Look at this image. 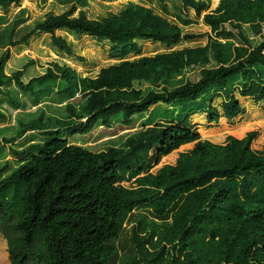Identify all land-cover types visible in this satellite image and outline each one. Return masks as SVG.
Returning <instances> with one entry per match:
<instances>
[{
    "label": "trees",
    "instance_id": "trees-1",
    "mask_svg": "<svg viewBox=\"0 0 264 264\" xmlns=\"http://www.w3.org/2000/svg\"><path fill=\"white\" fill-rule=\"evenodd\" d=\"M23 1L30 2L0 0V11ZM139 1L101 20L84 11L73 19L75 7L50 13L25 36L0 41L8 46L0 92L16 83L50 93L61 81L69 101L81 94V111L71 104L60 121L65 130L91 133L121 119L123 132L150 117L121 146L108 139L94 149L58 137L13 149L20 165L0 168V264H110L129 216L154 202L160 212L176 211L173 224L140 221L136 253L125 261L264 264V0H216L211 9L207 0H178L184 18L202 20L192 29ZM38 33L66 59L96 65L75 43L86 38L107 46L113 62L87 75L49 59L41 63L46 72L26 84L35 60L6 71L16 46H29ZM158 112L168 121L155 123ZM16 142L0 140V152Z\"/></svg>",
    "mask_w": 264,
    "mask_h": 264
},
{
    "label": "rangeland",
    "instance_id": "rangeland-1",
    "mask_svg": "<svg viewBox=\"0 0 264 264\" xmlns=\"http://www.w3.org/2000/svg\"><path fill=\"white\" fill-rule=\"evenodd\" d=\"M29 1L28 5L23 1L21 4L11 5L9 8L0 11V41L5 37H8L7 41L9 38L10 41H16L19 37L25 36L27 33L31 32L33 28L35 29L39 23L43 22L46 19V16L50 13L60 15L70 10L72 7H75L76 10L71 16L73 19L79 18L81 12L84 11L91 19L101 20L109 14L119 13L131 0H126L118 4H115L114 0ZM140 1L144 2V4L155 7L156 10L164 16L179 21L181 24L185 25V29L197 28L202 25V20L196 22L184 18L183 12L180 10L181 7L176 3L178 0H173L172 3L175 4H173V6L170 4L169 8L161 7L159 4L158 6L157 4H150V2L146 0ZM207 1L209 9L213 8L216 0ZM75 43L81 48L85 46V49H83L84 51H81L82 49L78 50L81 53L80 55L96 58L93 63H96L95 66L92 64H81L76 61V59H66L61 53L52 47L50 37L47 34L38 33L32 36L29 46H16L13 50V58L10 60L6 72L8 75H13L17 71L23 70L24 66L29 63L30 60H35V65L29 66L22 78L23 82L27 84L33 78L42 76L46 72L45 66L43 67L41 63H44L49 59L61 58L66 60L69 64L78 67L80 70L79 72H85L87 75L95 72L99 67L113 62L110 60L107 46L95 45L93 41L86 38H75ZM5 45H8V43H5ZM7 49L8 46L3 47L0 45V58L4 55ZM151 50L152 47L150 46L146 48L147 52L152 53L154 49ZM50 87L52 91L46 93L39 92L38 87L34 89V91L23 90L16 85V83H13L12 85L5 87L3 92H0V113L4 115V119L0 121V140L3 142L11 139L17 140L13 145L6 144L1 147L0 168L5 165L6 161L11 163L10 170H13L20 165V160L15 158L13 149L20 150L34 142L45 144L58 137L68 139V141L72 143L87 144L94 149L99 145L106 147L107 145H103V142L108 143V139H112L108 144L112 143L121 146L128 137L125 133L141 130L143 128V123L150 118L148 116L142 117L135 126L136 128L128 129L126 127L127 129L123 132H120V129L124 126L123 121L118 119L115 121L114 126L110 128L107 126H100L91 133H71L68 130H65L64 125L60 123V121H66L69 119L70 112L67 109V106L71 104L74 106L76 112L79 113L81 111L83 106L81 105V94L76 95L75 99L69 101L64 94L60 93V90L64 87L63 82L59 81L54 85H50ZM38 98V105L34 106L35 99ZM157 111L158 110L155 112ZM154 117L155 123L168 121L164 115H161L159 112ZM78 122L79 120H75V124ZM31 123H37L38 126L35 127L36 130L21 135L20 132L23 127ZM57 129H61L62 131L55 135L43 134L46 131H55ZM156 206V202L150 203V205H145L142 208H139L129 216L127 223L122 229V237L118 244L120 248L118 259L115 258L110 264H138L131 260L125 261L124 258L128 253L131 255H135L136 253L132 236L140 221H155L160 225L166 224L168 226L173 224V218L171 217L176 211L174 210L175 212L171 215L170 210L160 212ZM165 217L169 219H166Z\"/></svg>",
    "mask_w": 264,
    "mask_h": 264
}]
</instances>
